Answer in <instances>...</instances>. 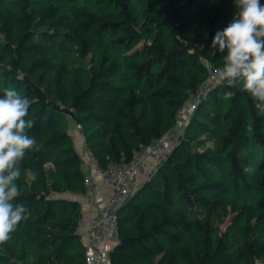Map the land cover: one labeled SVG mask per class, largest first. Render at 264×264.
<instances>
[{
	"label": "trees",
	"instance_id": "16d2710c",
	"mask_svg": "<svg viewBox=\"0 0 264 264\" xmlns=\"http://www.w3.org/2000/svg\"><path fill=\"white\" fill-rule=\"evenodd\" d=\"M235 12L234 0H0V96L14 88L32 101L28 135L43 144L21 163L29 217L0 245V264H86L70 122L100 170L129 163L175 131L222 68L212 41ZM117 214L111 264L264 262V115L250 95L210 86Z\"/></svg>",
	"mask_w": 264,
	"mask_h": 264
},
{
	"label": "clouds",
	"instance_id": "9594fccd",
	"mask_svg": "<svg viewBox=\"0 0 264 264\" xmlns=\"http://www.w3.org/2000/svg\"><path fill=\"white\" fill-rule=\"evenodd\" d=\"M236 12L223 31H217L212 48L225 53L216 76L230 89L247 92L259 115H264V4L260 0H234ZM215 54V53H213ZM227 91L224 99L234 97ZM32 101L14 88L0 96V245L12 239L29 212L17 199L22 195L17 181L21 163L30 151H40L42 143L28 135L34 121L26 119ZM26 180L35 181L37 173L24 170ZM10 264H23L12 258Z\"/></svg>",
	"mask_w": 264,
	"mask_h": 264
},
{
	"label": "built area",
	"instance_id": "2783aa9c",
	"mask_svg": "<svg viewBox=\"0 0 264 264\" xmlns=\"http://www.w3.org/2000/svg\"><path fill=\"white\" fill-rule=\"evenodd\" d=\"M216 72L217 70L210 71L206 82L198 88L191 100L177 112L175 131L149 146L141 147L129 163L123 165L110 164L106 169L100 170L93 155L86 148L84 156L86 166L83 169V174L87 193L92 194L95 190V176L97 174L102 177L111 191L106 204L86 226L87 239L84 243L86 264H111L106 246L116 243L117 213L120 206L132 193L135 180L149 168L152 170L154 166L160 163L166 157L172 144L183 134V127L189 115L195 110L201 98L205 96L207 89L219 82Z\"/></svg>",
	"mask_w": 264,
	"mask_h": 264
},
{
	"label": "crops",
	"instance_id": "0c3cea01",
	"mask_svg": "<svg viewBox=\"0 0 264 264\" xmlns=\"http://www.w3.org/2000/svg\"><path fill=\"white\" fill-rule=\"evenodd\" d=\"M69 133L73 139L74 146L83 159V169L86 166L85 163V151H86V145H85V139L83 135L80 133L79 127L76 126L75 124L69 125ZM152 166L150 162V167ZM150 169V168H149ZM147 170L143 174H141L136 180H135V185L134 188L138 187L139 185L142 184V182L146 179L147 174L151 170ZM95 190L93 191L92 194H84L80 196H71L75 199H77L82 206V218L80 221V226H79V234L81 235V240L83 244L85 243L87 239L86 235V226L87 224L99 213L101 208L106 204L108 201L111 191L108 188L106 182L102 179V177L97 174L95 176ZM113 247V244H109L106 246L107 250L109 251Z\"/></svg>",
	"mask_w": 264,
	"mask_h": 264
},
{
	"label": "rangeland",
	"instance_id": "374dc122",
	"mask_svg": "<svg viewBox=\"0 0 264 264\" xmlns=\"http://www.w3.org/2000/svg\"><path fill=\"white\" fill-rule=\"evenodd\" d=\"M70 125H72L73 126V123L72 122H70ZM142 176V175H141ZM134 185H135V183H134ZM257 264H264V262H258Z\"/></svg>",
	"mask_w": 264,
	"mask_h": 264
}]
</instances>
